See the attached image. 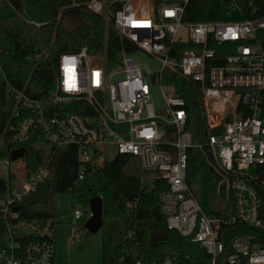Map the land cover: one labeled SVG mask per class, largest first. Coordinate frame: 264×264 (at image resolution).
Listing matches in <instances>:
<instances>
[{"label": "built area", "instance_id": "obj_1", "mask_svg": "<svg viewBox=\"0 0 264 264\" xmlns=\"http://www.w3.org/2000/svg\"><path fill=\"white\" fill-rule=\"evenodd\" d=\"M189 1L90 0L87 9L131 42L135 52L123 50L113 61L86 46L60 54L45 100L13 90V115L21 118L11 126L13 142L27 140L32 129L42 130L57 149L76 150L81 180L86 165L99 167L119 155L138 157L146 172L168 184L160 195L168 228L204 248L207 264H264V218L252 182L264 184V50L255 42L264 17L186 23ZM185 43L193 47L183 51ZM139 52L161 66L144 68ZM167 71L199 85L209 128L222 129L209 136L211 156L194 143L185 99L164 83ZM157 85L166 103L159 110L151 101V86ZM194 147L219 176L218 189L227 198L234 196L233 217L208 216L195 198L188 184V151ZM23 167L19 188L15 180L0 198L8 233L0 264H54L52 222L19 221V210L13 211L45 182L49 168ZM74 216L79 220L83 212L76 210ZM148 264L179 262L167 258Z\"/></svg>", "mask_w": 264, "mask_h": 264}, {"label": "trees", "instance_id": "obj_2", "mask_svg": "<svg viewBox=\"0 0 264 264\" xmlns=\"http://www.w3.org/2000/svg\"><path fill=\"white\" fill-rule=\"evenodd\" d=\"M0 3V161L10 160L17 148L26 150L22 160L26 167L49 168V176L36 190L19 203V221L52 222L57 217L55 198L60 193L77 192L86 207L79 219L84 228L90 217L89 202L101 197L104 209L102 232V264H137L164 262L176 258L179 264H207L210 256L199 244L168 228L161 211L160 195L168 184L142 167L138 157L119 155L102 166H87L84 179H79L81 164L74 148L57 149L42 130H30L28 139L13 142L11 126L21 120L13 115L17 101L12 92L20 91L37 100H45L52 88L57 59L62 53H74L88 47L94 55L107 56L108 61L125 50L135 52L128 40H122L103 17L90 12V0H1ZM107 2L108 0H101ZM264 17V0H190L183 20L186 23L246 21ZM256 43L264 50V29L258 31ZM190 43L181 45L183 51ZM164 83L184 98L190 116L188 130L194 143L202 145L211 156L210 135L221 128L210 129L208 115L199 85L178 73L167 71ZM15 181L0 175V198ZM219 176L208 164L203 151H188V184L208 216L231 218L235 200L218 189ZM261 199L264 218V184L253 180ZM129 205H132L131 207ZM87 231V230H86ZM155 232L166 241L156 248L150 245ZM7 227L0 217V246L7 238ZM264 245V240L260 241Z\"/></svg>", "mask_w": 264, "mask_h": 264}, {"label": "rangeland", "instance_id": "obj_3", "mask_svg": "<svg viewBox=\"0 0 264 264\" xmlns=\"http://www.w3.org/2000/svg\"><path fill=\"white\" fill-rule=\"evenodd\" d=\"M14 1L18 3L20 0ZM183 35L184 30L178 36L183 37ZM136 55L144 68L153 69L161 66L159 62L143 52ZM151 101L157 110L166 106L163 91L159 85L151 86ZM3 143L4 140L0 136V147ZM23 166L22 158L15 162L8 159L2 160L0 161V175L8 178L10 174H14L17 180L16 189H18L25 172ZM55 210L57 217L52 227L55 237L54 264H102V232L89 234L74 216L76 210L83 213L86 211L78 193L69 191L58 194L55 198Z\"/></svg>", "mask_w": 264, "mask_h": 264}, {"label": "water", "instance_id": "obj_4", "mask_svg": "<svg viewBox=\"0 0 264 264\" xmlns=\"http://www.w3.org/2000/svg\"><path fill=\"white\" fill-rule=\"evenodd\" d=\"M155 80V76H154ZM26 150L24 148H17L11 152L10 160L15 162L25 155ZM19 208H15L13 211L17 212ZM89 211L91 216L85 222L84 228L89 234H96L102 230L104 224V209H103V200L101 197H93L89 202ZM166 239L158 234L153 232L150 236V245L152 248H156L159 244L165 243Z\"/></svg>", "mask_w": 264, "mask_h": 264}, {"label": "snow or ice", "instance_id": "obj_5", "mask_svg": "<svg viewBox=\"0 0 264 264\" xmlns=\"http://www.w3.org/2000/svg\"><path fill=\"white\" fill-rule=\"evenodd\" d=\"M169 15H171L172 13H168Z\"/></svg>", "mask_w": 264, "mask_h": 264}, {"label": "crops", "instance_id": "obj_6", "mask_svg": "<svg viewBox=\"0 0 264 264\" xmlns=\"http://www.w3.org/2000/svg\"><path fill=\"white\" fill-rule=\"evenodd\" d=\"M54 239H55V237H54Z\"/></svg>", "mask_w": 264, "mask_h": 264}]
</instances>
